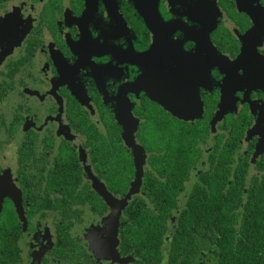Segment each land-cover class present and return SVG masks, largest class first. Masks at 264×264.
<instances>
[{"label":"flooded vegetation","instance_id":"obj_1","mask_svg":"<svg viewBox=\"0 0 264 264\" xmlns=\"http://www.w3.org/2000/svg\"><path fill=\"white\" fill-rule=\"evenodd\" d=\"M263 159L264 0H0V264H254L177 221Z\"/></svg>","mask_w":264,"mask_h":264},{"label":"trees","instance_id":"obj_2","mask_svg":"<svg viewBox=\"0 0 264 264\" xmlns=\"http://www.w3.org/2000/svg\"><path fill=\"white\" fill-rule=\"evenodd\" d=\"M263 165L260 167L264 168ZM220 180L214 179L208 180L215 188L219 185L227 184L231 179V174L228 172L220 175ZM240 176V175H239ZM245 178L238 177L232 182V188L230 189V197L225 203L220 204L219 209L209 208L211 204L206 200L207 196L200 194L197 198L201 201L191 200L189 207L193 209V212L184 211V214L177 221V234L176 242L178 246H182L186 239H190V227L194 225L196 228H201L204 225L211 227L212 239L219 240L220 244L225 248L223 250V257L226 252L230 250H240L241 256L246 260L250 254L254 264H264V178L257 183L260 184L258 194L254 196L251 192H247L248 202L244 207V214L239 215L235 206H239L240 197L243 195V191L239 184L243 183ZM237 188L239 190H237ZM203 193L202 191H199ZM213 192L216 194L218 190ZM242 216V217H241ZM246 247H252L251 252Z\"/></svg>","mask_w":264,"mask_h":264},{"label":"water","instance_id":"obj_3","mask_svg":"<svg viewBox=\"0 0 264 264\" xmlns=\"http://www.w3.org/2000/svg\"><path fill=\"white\" fill-rule=\"evenodd\" d=\"M140 81V80H139ZM261 149H259V151H260ZM142 165H140L139 167H141Z\"/></svg>","mask_w":264,"mask_h":264}]
</instances>
